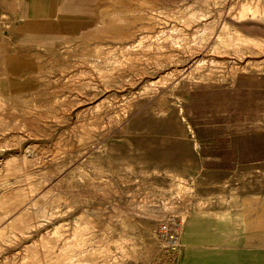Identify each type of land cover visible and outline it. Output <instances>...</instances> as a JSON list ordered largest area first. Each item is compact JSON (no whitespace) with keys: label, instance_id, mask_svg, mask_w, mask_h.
<instances>
[{"label":"rangeland","instance_id":"374dc122","mask_svg":"<svg viewBox=\"0 0 264 264\" xmlns=\"http://www.w3.org/2000/svg\"><path fill=\"white\" fill-rule=\"evenodd\" d=\"M258 1L0 6V264L202 263L157 238L190 186L167 170L264 191Z\"/></svg>","mask_w":264,"mask_h":264},{"label":"crops","instance_id":"0c3cea01","mask_svg":"<svg viewBox=\"0 0 264 264\" xmlns=\"http://www.w3.org/2000/svg\"><path fill=\"white\" fill-rule=\"evenodd\" d=\"M60 2L0 0V6L7 8L8 14H13L24 3L23 11L30 15L25 20L34 28L37 22L47 21L50 15L58 13L54 6H59ZM61 20L68 22L69 19ZM204 170V166L191 170L185 166L167 170L172 180L180 178L190 185L175 199L181 215H185L186 226L191 220L194 224L188 229L189 239L184 241L195 242L183 246L178 260L181 262L185 251L189 250L187 246L194 256L199 257L201 264H264V191L240 187L238 175L222 181L225 187L233 181L234 188L221 189L222 185L218 184L213 189H203L199 182L204 177ZM192 226H195L193 231Z\"/></svg>","mask_w":264,"mask_h":264},{"label":"built area","instance_id":"2783aa9c","mask_svg":"<svg viewBox=\"0 0 264 264\" xmlns=\"http://www.w3.org/2000/svg\"><path fill=\"white\" fill-rule=\"evenodd\" d=\"M185 220L179 215H170L157 225L156 235L160 243L169 249L181 246V233Z\"/></svg>","mask_w":264,"mask_h":264},{"label":"bare ground","instance_id":"6f19581e","mask_svg":"<svg viewBox=\"0 0 264 264\" xmlns=\"http://www.w3.org/2000/svg\"><path fill=\"white\" fill-rule=\"evenodd\" d=\"M257 2H259V1L257 0ZM259 3H260V2H259ZM247 4H248V3H247ZM247 4H245V5H247ZM245 5H244V6H245ZM249 5H250V3H249ZM249 5H248V6H249ZM244 6H243V8H244ZM257 6H258V5H257ZM257 6H256V7H257ZM254 7H255V6H254ZM243 10H244V9H243ZM246 10H247V9H245V11H246ZM241 11H242V10H241ZM253 11H254V8H253ZM260 11H261V10H260ZM255 12H256V11H255ZM255 15H256V14H255ZM175 26H176V25H175ZM183 35H186V34H183ZM179 36H180V35H179ZM240 36H241V35H240ZM176 37H177V36H176ZM238 37H239V34H238ZM244 37H245V36H244ZM244 37L242 36V38H244ZM240 38H241V37H240ZM250 38H251V37H250ZM237 40H238V38H237ZM237 40H236V41H237ZM242 40H243V39H242ZM244 41H245V39H244ZM255 41H256V39H255ZM242 42H243V41H242ZM257 42H258V41H257ZM259 43H260V42H259ZM254 45H255V43H254ZM259 45H260V44H259ZM200 62H201V61H200ZM2 205H3V204H2ZM0 206H1V205H0ZM2 210H3V208H2ZM5 210H6V209H5ZM3 211H4V210H3ZM6 211H7V210H6ZM6 211H5V212H6ZM23 213H24V212H23ZM23 213H22V214H23ZM25 213H26V212H25ZM25 213H24V214H25ZM6 214H8V213L6 212ZM19 215H20V214H19ZM25 215H27V213H26ZM6 216H7V215H6ZM23 216H24V215H22V217H23ZM184 216H185V215H184ZM19 218H20V217H18L17 219H19ZM8 219H9V218H8ZM21 219H23V218H21ZM21 219H20V220H21ZM186 219H187V217H186ZM0 220H1V219H0ZM2 220H3V219H2ZM24 220H25V219H24ZM189 220H190V219H189ZM22 221H23V220H22ZM193 221H194V220H193ZM202 221H203V220H202ZM214 221H215V220H214ZM2 222H4V220H3ZM2 222H1V223H2ZM17 222H18V221H17ZM187 222H188V220H187ZM191 222H192V220H191V221L187 224V226H186V220H185V225H184V227H183V229H182V233H181V241L183 242V244H182L183 246H185L187 243H192V242H193V241H184V240L189 239V237H190V235H191V234H190L189 236H187L188 233H189V232H188V229H189V227L193 224V223H191ZM4 223H5V222H4ZM12 223H13V222H12ZM20 223H21V221H20ZM199 223H200V222H199ZM138 224H139V223H138ZM200 224H201V223H200ZM193 225H194V224H193ZM198 225H199V224H198ZM199 226H200V225H199ZM11 227H12V226H11ZM194 227H195V226H192V231L194 230ZM202 227H203V226H202ZM202 227H201V228H202ZM0 228H1V227H0ZM6 228H7V232H8V231H9V230H8V227H6ZM197 228H198V226H196V229H197ZM1 229H2V228H1ZM9 229H10V228H9ZM4 230H5V229H4ZM12 230H13V229H12ZM1 231H2V230H1ZM151 231H152V229H151ZM3 232H4V231H3ZM211 232H212V231H211ZM5 236H8V235H5ZM3 237H4V236H3ZM0 238H2V236H0ZM196 239H197V238H196ZM199 240H203V239H199ZM78 243H79V242H78ZM68 244H69V243H68ZM70 244H71V243H70ZM80 244L82 245V243H80ZM80 244H78V246H80ZM75 245H76V244H75ZM151 246H153V247L155 246V242H154V241L152 242V245H151ZM66 248H68V247H66ZM66 248H63V249H65V251H66ZM69 248H70V245H69ZM186 248L189 249V252H190V247H187V246H186ZM152 249H153V248H152ZM185 250H186V249H185ZM87 251H88V250H87ZM181 251H182V249L180 250V253H181ZM83 252H84V251H83ZM86 253H87V252H86ZM186 253H187V250L185 251V254H186ZM81 254H84V253H81ZM81 254H80V255H81ZM77 255H79V254H77ZM90 255H91V254H90ZM90 255H89V257H90ZM70 257H71V256H70ZM83 257H85V256H83ZM89 257H85V258H89ZM74 258L76 259V257H74ZM78 258H79V257H78ZM91 258H92V257H91ZM69 259H70V258H69ZM80 259H82V257H81ZM80 259H79V260H80ZM89 259H90V258H89ZM76 260H78V259H76ZM87 260H88V259H86V261H87ZM74 261H75V260H74ZM90 261H91V259H90L89 261H87V264H88ZM72 262H73V261H72ZM72 262H71V263H72ZM77 262H79V261H77ZM77 262H76V264H78ZM73 263H74V262H73ZM73 263H72V264H73ZM80 263H81V262H80ZM90 263H91V262H90ZM69 264H70V263H69Z\"/></svg>","mask_w":264,"mask_h":264}]
</instances>
